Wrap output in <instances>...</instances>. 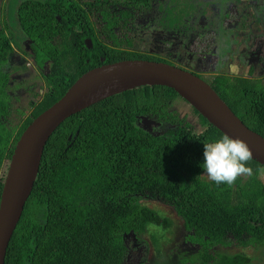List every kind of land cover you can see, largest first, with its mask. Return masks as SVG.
<instances>
[{"label": "trees", "instance_id": "trees-1", "mask_svg": "<svg viewBox=\"0 0 264 264\" xmlns=\"http://www.w3.org/2000/svg\"><path fill=\"white\" fill-rule=\"evenodd\" d=\"M153 1H29L15 9L29 38L51 51L50 41L59 36L61 49L76 48L81 59L71 73L62 63L60 73L47 78L49 87L56 88L53 96L21 126L8 125L6 76L0 69V202L16 142L78 78L103 65L92 53L106 57L105 63L142 59V55L104 50L95 39L94 49L99 51L87 50L84 37L77 41L74 32L80 25L86 33V9L99 11L102 3L110 2L144 9ZM190 3L184 0L186 6L192 7ZM5 43L0 42V67ZM222 82L224 87L234 86L227 89L226 97L216 89L220 97L249 129L264 137V98L246 92L255 87ZM177 101L188 104L173 89L146 86L105 99L62 123L44 149L6 264H127L136 244L146 247L149 233V246L155 249L151 264H253L246 253L228 254L220 247L234 243L242 249H264V182L259 178L264 167L250 159L252 174L239 176L231 185L206 179L204 144L223 134L189 104L198 127L181 118L174 108ZM141 116L169 128L148 132L138 125ZM145 201L173 209L183 223L182 243L163 248L157 233L167 232L173 223Z\"/></svg>", "mask_w": 264, "mask_h": 264}, {"label": "flooded vegetation", "instance_id": "flooded-vegetation-1", "mask_svg": "<svg viewBox=\"0 0 264 264\" xmlns=\"http://www.w3.org/2000/svg\"><path fill=\"white\" fill-rule=\"evenodd\" d=\"M102 4L104 8L99 11L86 9L89 22L84 26L86 33L80 25L74 29L77 41L84 37L87 50L99 51V47L94 49L95 39L104 50L108 47L142 55V59L134 60L159 59L190 72L225 97L227 89L234 85L224 87L223 79L235 85L255 87L246 92L264 98V0H191L192 7L186 6L184 0H154L144 9L111 2ZM9 10L3 9L4 15L0 11V40L3 39L0 42H6L7 47L2 53L0 69L6 76L3 87L11 112L8 125L18 122L21 126L53 96L56 88L49 87L47 78L53 73L58 75L62 63L71 73L81 58L76 48L62 50L59 36L49 43L55 50L47 51L44 45L25 34L16 11L11 14L10 7ZM185 13L187 16L182 18ZM94 53L99 55L101 63L109 64L105 63L106 57ZM40 57L43 59L39 62ZM89 62L87 59L86 63ZM25 97L29 98L27 104ZM145 118L155 122V130L165 132L169 128L147 116L140 117L139 126H143Z\"/></svg>", "mask_w": 264, "mask_h": 264}, {"label": "water", "instance_id": "water-1", "mask_svg": "<svg viewBox=\"0 0 264 264\" xmlns=\"http://www.w3.org/2000/svg\"><path fill=\"white\" fill-rule=\"evenodd\" d=\"M173 89L223 135L243 140L252 160L264 167V137L249 129L217 92L201 78L178 67L148 60H125L87 71L65 95L40 114L16 144L0 202V264L37 180L44 149L68 118L115 95L141 87ZM152 132L155 122L143 120ZM153 133V132H152ZM155 134V133H154Z\"/></svg>", "mask_w": 264, "mask_h": 264}, {"label": "rangeland", "instance_id": "rangeland-1", "mask_svg": "<svg viewBox=\"0 0 264 264\" xmlns=\"http://www.w3.org/2000/svg\"><path fill=\"white\" fill-rule=\"evenodd\" d=\"M40 1H44V0H40ZM20 3L21 1L18 0H9V2L8 0H0V11L2 12V15L5 14L2 11L3 9L6 11L7 10L10 11L9 7L11 9V14H12L15 11V9L20 6ZM202 6L205 7L206 4L202 3ZM226 69L228 70V68ZM28 99L29 98L25 97L26 104ZM174 108L178 111L181 118H186L188 122H191L195 127H198L195 117L191 116L190 114L191 110L188 104L183 103L182 101H177L175 103ZM246 165L249 168H251L248 163ZM204 177L206 179H210L207 174L204 175ZM259 178L261 179V181L264 182V169L260 171ZM144 204L150 207L151 209L158 211L163 217L169 218L173 223L172 227L167 232L163 233L162 231H160L157 233V237L162 240L161 244L164 246L163 248L164 249H168L169 247L172 248L173 245L182 243L185 234L183 223L181 219L174 213L173 209L162 202L145 201ZM150 238L151 237L149 233V235L145 237V242L147 243L146 247H148L149 251L148 250L144 251L146 247L141 248L140 246L139 247L136 246L135 249L136 251H134V254L132 255V257L130 258L127 264H151V258H153L155 255L154 252L155 249L153 245L151 247L149 246V243H151ZM220 248L221 251H224L228 254L244 252L253 259V264H264V249L261 248L255 249L251 247L247 249H242L237 245H235L234 243H232L231 246H226V247L221 246ZM141 249H144L143 250L144 252L143 251L140 252Z\"/></svg>", "mask_w": 264, "mask_h": 264}, {"label": "clouds", "instance_id": "clouds-1", "mask_svg": "<svg viewBox=\"0 0 264 264\" xmlns=\"http://www.w3.org/2000/svg\"><path fill=\"white\" fill-rule=\"evenodd\" d=\"M202 168L216 184H233L239 176L251 175L246 164L251 158L248 145L225 134L204 144Z\"/></svg>", "mask_w": 264, "mask_h": 264}]
</instances>
